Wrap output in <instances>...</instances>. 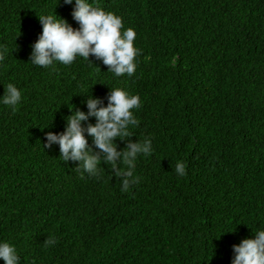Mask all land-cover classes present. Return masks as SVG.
<instances>
[{
	"label": "trees",
	"instance_id": "1",
	"mask_svg": "<svg viewBox=\"0 0 264 264\" xmlns=\"http://www.w3.org/2000/svg\"><path fill=\"white\" fill-rule=\"evenodd\" d=\"M96 4L136 32L132 77H115L92 55V64L77 56L34 66L38 17L54 11L78 28L74 5L0 0L9 50L0 96L8 83L22 90L15 112L0 104V241L16 247L20 264H231L232 245L264 229V0ZM117 87L141 98L128 139L150 137L153 148L138 156L140 182L126 193L107 163L99 178H81L58 145L43 147L47 132L64 131L69 108L86 113L88 95L107 106Z\"/></svg>",
	"mask_w": 264,
	"mask_h": 264
},
{
	"label": "clouds",
	"instance_id": "2",
	"mask_svg": "<svg viewBox=\"0 0 264 264\" xmlns=\"http://www.w3.org/2000/svg\"><path fill=\"white\" fill-rule=\"evenodd\" d=\"M66 5H74L72 18L79 25L73 28L66 20L54 14L38 17L42 25V33L31 45L29 60L34 66L55 68L57 63L71 65L77 56L89 61L92 55L107 66V71L115 77L125 74L132 77L137 68L136 58L140 49L134 46L136 32L133 28H124L122 18L114 12L105 11L95 0H63ZM8 48L0 45V64H3ZM22 100V90L13 83H8L0 96V104L16 111ZM107 106L91 95L83 101L87 112L70 109L71 115L65 118L66 126L62 133L47 132L44 148L59 146V158L67 163L77 162L74 168L81 174L99 178L102 174L101 163L111 166L116 178L121 180V192H128L130 186L140 182L135 174V165L141 154L149 156L153 153L152 140L145 137L142 141L132 142L131 129L136 128L140 121L133 110L141 108V98L122 88L110 89ZM95 123H87L89 118ZM91 137L89 145L86 137ZM125 142V147L117 150L116 140ZM95 149V150H94ZM126 166L121 170L120 165ZM186 162L178 161L175 172L178 176L186 175ZM54 244V240H49ZM233 258L231 264H264V229L254 233V238H245L239 244L232 245ZM0 260L4 264H20V256L14 245L0 241Z\"/></svg>",
	"mask_w": 264,
	"mask_h": 264
}]
</instances>
